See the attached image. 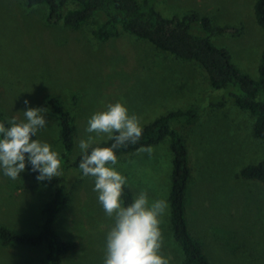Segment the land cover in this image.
Listing matches in <instances>:
<instances>
[{"label": "rangeland", "instance_id": "rangeland-1", "mask_svg": "<svg viewBox=\"0 0 264 264\" xmlns=\"http://www.w3.org/2000/svg\"><path fill=\"white\" fill-rule=\"evenodd\" d=\"M141 2L142 0H137ZM164 18L195 11L214 25L238 28L240 35H215L211 42L228 51L233 64L257 79L264 36L257 25L255 0H150ZM47 7H27L25 0H0V114L8 121L24 119L28 107L49 109L48 125L37 138L59 151L58 120L48 106L57 98L75 115V149L86 139L88 120L108 104L125 103L142 127L177 109L199 107L196 121L175 126L188 150L191 179L186 192V217L191 234L211 262L264 264V187L238 176L259 162L264 142L253 136L254 118L230 98L210 88L203 70L156 49L151 43L122 34L106 42L92 32L100 19L77 31L46 22ZM195 33H200L194 28ZM28 100L26 106L24 101ZM36 139V137H32ZM108 140L101 135L97 143ZM96 143V144H97ZM118 159L116 170L127 178L134 199L141 191L149 201L168 202L172 153L169 141ZM94 178L72 175L69 200L56 227L70 246L63 264H104L107 233L114 224L98 201ZM50 190L25 180H12L0 169V226L18 233H36ZM169 205V202H168ZM162 253L170 264H183L173 239L169 207L161 224ZM42 248L0 245V264H38Z\"/></svg>", "mask_w": 264, "mask_h": 264}, {"label": "trees", "instance_id": "trees-1", "mask_svg": "<svg viewBox=\"0 0 264 264\" xmlns=\"http://www.w3.org/2000/svg\"><path fill=\"white\" fill-rule=\"evenodd\" d=\"M25 3L27 7L45 5L48 10L46 22L49 25L61 23L65 28L77 31L89 21L100 19L92 32L99 42L128 34L151 43L156 49L178 60L198 65L210 88L221 94L220 102L213 105L223 106L226 99H232L238 109L254 118L253 136L264 142V49L259 60L257 79H252L233 64L226 49L214 46L210 40L215 35L238 36L241 33L238 28L214 25L211 18L195 11L181 17L164 18L150 0H25ZM253 14L264 36V0H255ZM194 28L200 33H195ZM47 103L58 120L61 175L50 181H38L36 177L39 173L31 171V165L26 164L25 171L18 179L51 191L42 207V223L34 234L18 233L0 226V245L42 248L43 255L38 264H63L70 246L59 234L56 223L69 200L68 179L72 175L84 176L79 169L82 153L72 158L75 149V115L55 97H50ZM198 110L199 107L194 104L186 110L177 109L161 115L143 126L141 138L136 144H128L115 151L117 159H120L138 152L142 147H153L165 140L169 141L172 153L169 218L173 239L183 254V264H220L210 261L191 234L186 217V192L191 171L187 147L175 126L192 125L197 119ZM0 122L8 126L2 114ZM112 143L108 139L92 147L111 146ZM238 176L257 181L264 187V156L257 163L242 167ZM133 200L131 190L125 185L122 196L124 205L127 206Z\"/></svg>", "mask_w": 264, "mask_h": 264}, {"label": "clouds", "instance_id": "clouds-1", "mask_svg": "<svg viewBox=\"0 0 264 264\" xmlns=\"http://www.w3.org/2000/svg\"><path fill=\"white\" fill-rule=\"evenodd\" d=\"M27 106L28 100L24 101ZM47 108L28 107L24 119L15 116L0 122V169L12 180L20 177L31 165L38 172V181H50L61 175V158L52 146L37 138V133L48 125ZM143 127L136 114H129L123 102L108 104L105 110L94 113L88 120L86 139L79 140L82 158L79 169L85 177L94 178L98 201L114 224L107 233L104 264H170L162 253L164 243L161 224L169 207L164 199L150 202L148 193L141 191L127 206L122 201L127 178L116 170V151L128 144H136ZM106 135L111 146H96L97 139ZM36 137V139H32ZM91 149V150H90ZM90 150V151H89ZM139 151L151 155V147Z\"/></svg>", "mask_w": 264, "mask_h": 264}]
</instances>
